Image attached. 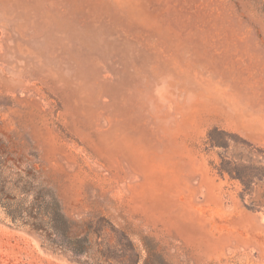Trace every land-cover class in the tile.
I'll return each mask as SVG.
<instances>
[{
    "label": "rangeland",
    "instance_id": "374dc122",
    "mask_svg": "<svg viewBox=\"0 0 264 264\" xmlns=\"http://www.w3.org/2000/svg\"><path fill=\"white\" fill-rule=\"evenodd\" d=\"M0 140V264H264V0H0Z\"/></svg>",
    "mask_w": 264,
    "mask_h": 264
},
{
    "label": "trees",
    "instance_id": "16d2710c",
    "mask_svg": "<svg viewBox=\"0 0 264 264\" xmlns=\"http://www.w3.org/2000/svg\"><path fill=\"white\" fill-rule=\"evenodd\" d=\"M0 140V209L11 221L34 231L68 232L69 222L55 193L34 179L36 167L17 169V158Z\"/></svg>",
    "mask_w": 264,
    "mask_h": 264
}]
</instances>
